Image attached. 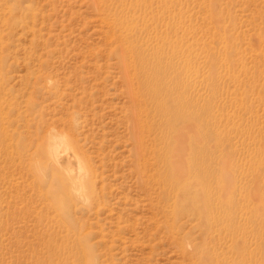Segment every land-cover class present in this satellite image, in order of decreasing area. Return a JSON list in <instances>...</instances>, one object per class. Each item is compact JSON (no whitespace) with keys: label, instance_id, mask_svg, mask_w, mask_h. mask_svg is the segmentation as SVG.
<instances>
[{"label":"rangeland","instance_id":"obj_1","mask_svg":"<svg viewBox=\"0 0 264 264\" xmlns=\"http://www.w3.org/2000/svg\"><path fill=\"white\" fill-rule=\"evenodd\" d=\"M145 2L0 0V264H194L205 251L264 264V0ZM164 3L184 30L193 130L224 208L214 230L199 190L169 191L151 136L136 154L113 19L129 15L153 48ZM51 132L82 158L81 185L49 159Z\"/></svg>","mask_w":264,"mask_h":264},{"label":"bare ground","instance_id":"obj_2","mask_svg":"<svg viewBox=\"0 0 264 264\" xmlns=\"http://www.w3.org/2000/svg\"><path fill=\"white\" fill-rule=\"evenodd\" d=\"M135 7L147 9L145 0H135ZM164 14L167 18L160 19V16H165ZM144 20L143 16L141 21ZM151 21L155 22L154 37L158 42L153 48H143L138 42L134 20L129 15L123 13L120 18L113 19L120 33V46L115 53L124 72L123 79L131 99L136 154L139 157L140 153L144 152L146 144L143 141L144 136L146 134L151 136L155 149L160 147L154 152V156L159 163L166 166L161 177L169 191L180 193L187 186L199 190L204 199V208L200 216L202 224H210L209 227L214 230L219 224L215 211L224 208L221 204L219 207L212 202L213 180L206 167L208 160L206 141L202 131L197 133L193 130L187 92L184 30L179 24L180 17L173 13L169 3H164L157 13L154 11ZM161 25L164 26L163 30L160 29ZM200 116L202 119V113ZM48 139L47 154L52 164L77 185H81L79 181L82 173L79 172L83 170V160L75 155L68 138L51 132ZM176 162L179 163L180 176L174 170ZM76 167L78 171L75 170ZM243 258L242 264H260L257 261L252 262L251 258L248 262L246 257ZM192 259L195 260L194 264L216 262L208 251Z\"/></svg>","mask_w":264,"mask_h":264}]
</instances>
